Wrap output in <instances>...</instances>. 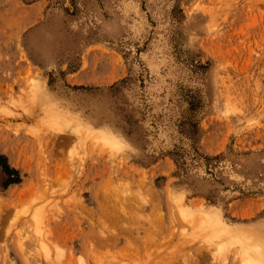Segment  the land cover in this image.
I'll use <instances>...</instances> for the list:
<instances>
[{
	"label": "rangeland",
	"instance_id": "rangeland-1",
	"mask_svg": "<svg viewBox=\"0 0 264 264\" xmlns=\"http://www.w3.org/2000/svg\"><path fill=\"white\" fill-rule=\"evenodd\" d=\"M0 264H264V0H0Z\"/></svg>",
	"mask_w": 264,
	"mask_h": 264
},
{
	"label": "bare ground",
	"instance_id": "bare-ground-1",
	"mask_svg": "<svg viewBox=\"0 0 264 264\" xmlns=\"http://www.w3.org/2000/svg\"><path fill=\"white\" fill-rule=\"evenodd\" d=\"M46 253H48V252H46Z\"/></svg>",
	"mask_w": 264,
	"mask_h": 264
}]
</instances>
